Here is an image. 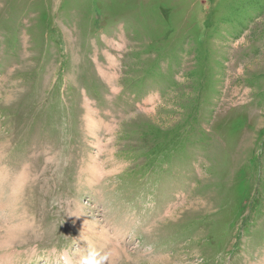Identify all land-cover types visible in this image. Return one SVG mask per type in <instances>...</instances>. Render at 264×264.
Returning <instances> with one entry per match:
<instances>
[{"label": "rangeland", "instance_id": "374dc122", "mask_svg": "<svg viewBox=\"0 0 264 264\" xmlns=\"http://www.w3.org/2000/svg\"><path fill=\"white\" fill-rule=\"evenodd\" d=\"M86 261L264 264V0H0V264Z\"/></svg>", "mask_w": 264, "mask_h": 264}, {"label": "trees", "instance_id": "16d2710c", "mask_svg": "<svg viewBox=\"0 0 264 264\" xmlns=\"http://www.w3.org/2000/svg\"><path fill=\"white\" fill-rule=\"evenodd\" d=\"M187 121L188 120H186V122ZM187 128L188 127L186 125L185 129H187ZM190 128L193 129L191 126H190ZM177 129L168 132V137L165 140L158 141L157 143L152 145V147L150 149V153H152V157L150 158L148 163H152L153 161L156 160L157 163L160 164V163L167 161L170 158V156H172L173 154L178 153V151L176 149L175 150L174 149L169 150V147H168L172 141H173L172 143H177V142L182 143L181 141L185 138L186 135L181 134V131L179 132V130L177 131ZM200 139H202V138H200ZM177 148H181V147L177 146Z\"/></svg>", "mask_w": 264, "mask_h": 264}, {"label": "clouds", "instance_id": "9594fccd", "mask_svg": "<svg viewBox=\"0 0 264 264\" xmlns=\"http://www.w3.org/2000/svg\"><path fill=\"white\" fill-rule=\"evenodd\" d=\"M86 264H91V261H86Z\"/></svg>", "mask_w": 264, "mask_h": 264}]
</instances>
